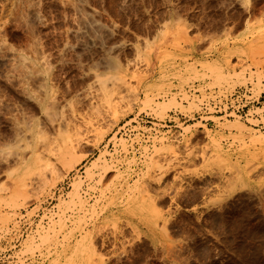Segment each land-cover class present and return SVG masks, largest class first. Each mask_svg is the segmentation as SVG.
<instances>
[{
  "label": "rangeland",
  "instance_id": "rangeland-1",
  "mask_svg": "<svg viewBox=\"0 0 264 264\" xmlns=\"http://www.w3.org/2000/svg\"><path fill=\"white\" fill-rule=\"evenodd\" d=\"M248 83L264 0H0V240L50 214L0 264H264V152L223 127L264 131L158 123Z\"/></svg>",
  "mask_w": 264,
  "mask_h": 264
},
{
  "label": "built area",
  "instance_id": "built-area-1",
  "mask_svg": "<svg viewBox=\"0 0 264 264\" xmlns=\"http://www.w3.org/2000/svg\"><path fill=\"white\" fill-rule=\"evenodd\" d=\"M187 92L189 97H191L190 95H195L201 100L199 111L193 114V119L188 115L175 113L174 117L178 118L179 122H176L175 119L167 122H158L163 127L169 124L171 128H174L175 136L178 137L183 134L180 125L183 126L195 120H199L200 123L207 125L208 123H213V118L239 119L252 128L264 131V91L258 93L252 84L248 83L245 87H237L230 93L217 89L207 90L204 98L196 86L188 89ZM136 118L134 117V119ZM147 118H150L152 121L155 120L151 116H146ZM62 195L59 194V197ZM50 201V204H52L54 200ZM42 209L44 210L42 207L35 212H33L34 208L22 211L15 219L14 225L9 226L7 233L0 240V262L6 256L10 257L19 250L24 238L35 230L41 219L39 216L42 214L43 217ZM49 215L46 214L47 217L40 221L42 225L45 224ZM38 217L39 220L36 221Z\"/></svg>",
  "mask_w": 264,
  "mask_h": 264
},
{
  "label": "bare ground",
  "instance_id": "bare-ground-1",
  "mask_svg": "<svg viewBox=\"0 0 264 264\" xmlns=\"http://www.w3.org/2000/svg\"><path fill=\"white\" fill-rule=\"evenodd\" d=\"M223 128L226 129V130H228L230 132V134L236 133L235 134L236 138H238L244 144V146H246L248 148L247 149L248 151L249 150L250 151L253 150L254 153L264 152V136L262 134L260 136H254L249 131H247V129H245L242 125H239L237 123H227V124L224 125ZM212 143L214 144V147L216 149H218V145H217V143H215L214 140H212ZM70 148H71L70 146L63 147V150H65V153L61 156V159L65 160L64 161L65 165H69L70 168H71V167H74V166H71V165H73V160H71L73 158H72V156H70L71 153H72V149H70ZM219 157H221V156H219ZM222 159L224 161H227V159L224 158V157ZM25 189H26V187L24 185H19L18 190H16L14 192V195L16 196V199L19 198V197H25V195H26L25 194L26 193L25 192L26 191ZM61 197H63V195L60 196L59 198H61Z\"/></svg>",
  "mask_w": 264,
  "mask_h": 264
}]
</instances>
